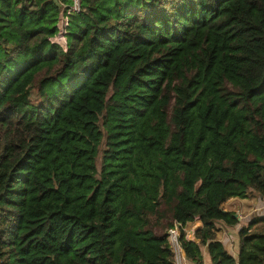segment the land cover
Listing matches in <instances>:
<instances>
[{
    "label": "trees",
    "instance_id": "1",
    "mask_svg": "<svg viewBox=\"0 0 264 264\" xmlns=\"http://www.w3.org/2000/svg\"><path fill=\"white\" fill-rule=\"evenodd\" d=\"M72 4L0 0V264H174L152 218L201 221L194 264H264V218L237 260L216 227L264 201V0H79L64 52Z\"/></svg>",
    "mask_w": 264,
    "mask_h": 264
},
{
    "label": "built area",
    "instance_id": "2",
    "mask_svg": "<svg viewBox=\"0 0 264 264\" xmlns=\"http://www.w3.org/2000/svg\"><path fill=\"white\" fill-rule=\"evenodd\" d=\"M73 4L70 7L62 6V9L58 15L57 22L55 24L56 34L53 37L48 38V42L51 45L58 46L64 52L67 48V37L70 17L79 12V0H72ZM188 224V223H187ZM186 225L173 222L172 227L167 230L166 233V248L171 252L173 256L174 264H183L185 261V255L180 246L181 232L184 233V239L188 242L195 243L194 231Z\"/></svg>",
    "mask_w": 264,
    "mask_h": 264
},
{
    "label": "crops",
    "instance_id": "3",
    "mask_svg": "<svg viewBox=\"0 0 264 264\" xmlns=\"http://www.w3.org/2000/svg\"><path fill=\"white\" fill-rule=\"evenodd\" d=\"M248 199V198H247ZM260 202V200L258 199ZM246 202L245 200H239V199H231L227 202V204H240L241 206ZM228 211V210H225ZM264 218V201L260 202V205L255 207V218ZM253 218L246 216L245 219H238L239 224L235 227H227L221 222L217 223L216 227L219 229V233L217 234V239L222 243L227 253L234 259L237 260L238 257V230L241 227L246 226L250 220ZM188 227H190L194 233H196L198 230L202 228V223L199 219H195L193 222L187 224ZM198 241L195 242L197 244ZM184 254V253H183ZM201 255H202V263L201 264H211L207 248L203 247L201 249ZM183 264H194L190 262L189 260L185 259Z\"/></svg>",
    "mask_w": 264,
    "mask_h": 264
},
{
    "label": "rangeland",
    "instance_id": "4",
    "mask_svg": "<svg viewBox=\"0 0 264 264\" xmlns=\"http://www.w3.org/2000/svg\"><path fill=\"white\" fill-rule=\"evenodd\" d=\"M30 99L32 101H37V98H35L34 96V92H31V96ZM105 147H104V143L101 145L100 147V152L96 161V166H97V171L98 173L100 172L101 169V165H100V161H101V156H102V152L104 151ZM263 202V201H260ZM260 202L258 201V197L255 195V193H251L248 196V199H246V202L241 206L240 204H225L223 206V208L225 210L231 211L233 213L236 214L238 219H245L246 216L248 215L249 217L254 216L255 217V207L260 205ZM155 218L151 219V222L153 224V229L155 231L156 234L158 235H164L167 233L168 229H161L162 225L164 224V220L161 221V225L158 226L157 228L155 227L154 223H155ZM161 227V228H159ZM164 228V227H163Z\"/></svg>",
    "mask_w": 264,
    "mask_h": 264
},
{
    "label": "water",
    "instance_id": "5",
    "mask_svg": "<svg viewBox=\"0 0 264 264\" xmlns=\"http://www.w3.org/2000/svg\"><path fill=\"white\" fill-rule=\"evenodd\" d=\"M199 188V185H197V189ZM236 218H237V216H236Z\"/></svg>",
    "mask_w": 264,
    "mask_h": 264
}]
</instances>
